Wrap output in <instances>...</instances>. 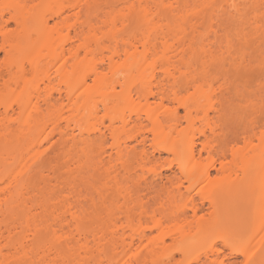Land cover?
Returning a JSON list of instances; mask_svg holds the SVG:
<instances>
[{
    "label": "bare ground",
    "instance_id": "obj_1",
    "mask_svg": "<svg viewBox=\"0 0 264 264\" xmlns=\"http://www.w3.org/2000/svg\"><path fill=\"white\" fill-rule=\"evenodd\" d=\"M0 42V264H213L223 251L206 240L250 201L257 225L221 258L264 264V120L225 132L211 71L256 62L243 52L264 46V0H0ZM154 151L181 158L178 176L153 173L171 178L165 202H183L156 222L162 236L85 224L96 170L117 184Z\"/></svg>",
    "mask_w": 264,
    "mask_h": 264
},
{
    "label": "rangeland",
    "instance_id": "obj_2",
    "mask_svg": "<svg viewBox=\"0 0 264 264\" xmlns=\"http://www.w3.org/2000/svg\"><path fill=\"white\" fill-rule=\"evenodd\" d=\"M14 26L15 25L10 22V27L14 28ZM1 47L2 45H0V60L4 58V51ZM261 50H257V46L255 44H251V46L244 48L243 53L246 54L248 58H253L256 61L251 65L242 67H235L231 65L220 67L213 65L211 67L212 74L217 78L216 85L224 83V85L219 88L221 89V93L218 94L219 96L217 98V102L223 107L220 117L224 122V131L228 132L233 137L242 138L240 130L244 125L249 123V120L252 117H256L257 120H264V113L261 115L260 112L257 111L259 107L264 105V88H260V83L264 78V68L259 64L261 61L264 62V46H262ZM252 103H256V106H251ZM101 112L103 113L102 109H100V115L102 114ZM103 119L101 118V121H97L96 126H100L98 122L100 123L102 121H106V117L104 118L103 116ZM96 120H100V116L99 118L97 117ZM149 143L150 142L147 143V147L150 151H153V148H151ZM198 146L200 147L199 144ZM154 154L156 156V160L152 164H146L143 170L145 173H141L142 171L138 169L139 167L137 166V162L133 160L131 164V170L134 171L135 169H138V175L135 174L134 177L131 176L132 178L122 175L120 176L117 184H115L114 181L108 183L110 177L103 175L100 170H96V202H87L89 217L88 220L85 221V224L89 225V219L90 217H93L96 220L97 229L99 227H103L106 231H109L111 228H115L117 231L122 233V237H124L127 241H130V237H132V235H135L141 231L146 232L152 242L156 241L162 236L160 230L155 225L156 222L159 220H164V215L167 212H170L171 208L174 209L178 207H175L176 204L183 205V202L179 201L178 199H174L176 201L175 203L172 201L173 204L171 203V205L168 202H165L168 197H171L170 195L173 189V185L169 183L170 181L168 180V182L166 180L173 174L178 176L179 161H181V158L180 160L175 159L172 155L165 152H161L160 154L158 151H154ZM204 154L205 152L203 153V156ZM51 155L52 154L46 156L43 159L47 160V165H49L48 162L51 158ZM43 160H39L37 165H43ZM154 172L168 177L162 178L160 176L162 179L157 181L156 179L158 177L156 179L154 178ZM34 175L35 173L33 176ZM152 179L157 181L155 183L156 185L158 184L155 190H149V188H146L145 186L146 181H153ZM27 180L28 179L25 178V181ZM36 181L37 178L36 180L34 179L32 183ZM181 182L183 186H186L188 184V179L182 178ZM101 191L104 192V202L101 200L99 195V192ZM255 207L256 203L254 201L248 202L245 206L244 219L236 223H232L231 221V226L230 224H227V226L222 228L223 230L219 229V232L214 234V237L206 240V246L209 247V244H213L216 248L222 250L224 254H227L229 257L228 248L224 247L223 241L230 238L233 240L232 238L236 235L232 233H236V231L239 229L238 227L241 226H243L244 229L242 231L247 232V234L245 233L246 235L243 232L245 236L251 233V229L254 227V225H257L252 219V211ZM207 212L208 209L206 205L204 207L203 213L207 214ZM243 234H241V237L244 236ZM237 237L238 236H236L234 239L238 241ZM243 238L244 237H242V239ZM237 245L240 244L238 243L235 246ZM166 249L174 253L177 259H181L176 245L172 244L169 238H166ZM225 249H227V251H224ZM239 258L240 260L243 259L241 256H238V259Z\"/></svg>",
    "mask_w": 264,
    "mask_h": 264
},
{
    "label": "snow or ice",
    "instance_id": "obj_3",
    "mask_svg": "<svg viewBox=\"0 0 264 264\" xmlns=\"http://www.w3.org/2000/svg\"><path fill=\"white\" fill-rule=\"evenodd\" d=\"M233 7H236L235 5H233ZM232 41H229V46H231ZM48 228L50 231L53 232V234L55 235V225L54 224H49ZM63 239H68L67 236L62 237ZM233 250H240V249H233ZM224 251H227V249H225ZM256 253L253 251L250 254L245 250L244 251V259H242L240 261V264H256V261L254 260ZM223 257V252L220 253V256L217 257V259L215 261H213V264H229V261L227 259L221 258ZM88 264H91V262H88ZM182 264V262H181ZM195 264H199L198 261L195 262ZM207 264V262H206Z\"/></svg>",
    "mask_w": 264,
    "mask_h": 264
}]
</instances>
